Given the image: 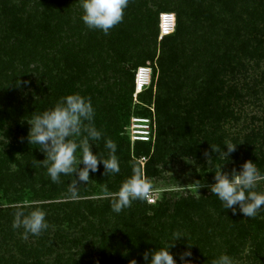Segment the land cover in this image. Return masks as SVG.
Returning <instances> with one entry per match:
<instances>
[{
	"label": "trees",
	"instance_id": "1",
	"mask_svg": "<svg viewBox=\"0 0 264 264\" xmlns=\"http://www.w3.org/2000/svg\"><path fill=\"white\" fill-rule=\"evenodd\" d=\"M68 1L0 0V16L6 18L12 31L17 32L27 23H31L33 13L38 10L43 17L36 28L34 27L35 35L40 33L43 36H55V30L65 34L68 41L77 37L82 42L83 22L80 19V22L73 24ZM150 1L152 0H130L124 16L126 19L128 17L129 24L124 22V33L116 30L120 28L119 26L108 35L102 32V49H97L93 58L102 62V93L105 92L110 98L103 102L105 107L102 108V113L96 107L95 126L106 138L116 142L118 158L131 160L132 154L125 153L126 149L120 138L123 128L121 124L125 117L129 119L130 116L152 118L151 111L154 109L158 122V142L156 141L154 156L146 164L145 177L148 179L154 176L161 177L160 173L153 172L155 165L153 162L158 159L159 162L162 160L164 162L165 158L173 157L175 153L180 157L194 160L211 158L216 166H221L227 162L222 161L223 157L214 153L211 146H220L226 151L224 145L228 142L237 146L236 151L229 157V159L232 157L234 162L230 167L223 165V171L230 173L233 168L239 170L243 163L251 160L264 174V120L263 126L253 128L244 138L226 130L232 124L239 126L243 120L238 106L240 104L244 107L246 104L243 92L248 86L247 78L250 72L246 62L264 60L263 17L257 18L255 8V4L258 3V11L264 15V0H170L166 5L169 7L164 6L155 14L157 18L149 15L142 20L140 14ZM30 3L39 4L28 10L26 7ZM239 7H242V11L249 10L247 16L251 32L247 34L242 33L244 29L238 22L231 24V17L236 14ZM168 9L176 13V31L162 39L158 63L152 66V85L135 101L136 72L140 67L146 66L147 61L153 62L156 58V49L152 51L149 46L140 50L136 43L157 42L160 36L158 17ZM62 18H66L67 21L62 22ZM141 22L145 27L144 31L139 26ZM197 36L201 40H195ZM186 37H190V40L187 41ZM12 49L10 54H22L19 57L22 59L20 63L32 58L31 52L26 50L27 47ZM82 54L83 56L79 53L71 57L67 61V68H76L89 79L93 76V71L85 62L87 53ZM75 73L76 75L71 73L68 76L67 81L70 83L62 89V96L75 94L74 81L77 79V72ZM155 79L157 93L153 92L152 88ZM80 92L78 88L77 93ZM53 104L54 102L46 104L44 110L53 108ZM145 105L153 107L148 108ZM28 144L14 149V153H19L21 159L16 162V171L10 172V169H7L8 176L21 187L31 186L33 196L40 200L48 201L57 195L68 194L70 177L62 176V183H52L46 169L38 163L45 159L44 153L37 148L38 145ZM98 145L99 150H95L94 154L99 152L107 158L108 150L104 147V141L101 140ZM150 145L138 142L133 156L137 159L141 157L146 159L150 153ZM205 153L209 156H205ZM102 170L105 172L103 165ZM132 170L133 168L129 167L120 174H102V184H107L109 190L117 192L122 183L134 174ZM211 176L214 177L215 172ZM80 187L79 194L83 192L81 184ZM255 191L264 193V181L258 184ZM22 192L24 191H19ZM162 207L163 213L180 221L181 228L185 230L183 232L191 241L192 247L201 253L202 257L211 254L206 250L211 245L209 235L211 232L215 247L225 246L230 257L236 255L234 249H229L230 246L237 243L238 250H241L248 242L253 249L250 253L255 257L262 255L264 259V221L258 217L247 218V221L245 218L239 219L231 210H225L220 200L213 196L209 189L198 199L183 197L175 201L167 200L162 203ZM212 210L218 215L217 218L213 216L215 219L212 217ZM262 212L264 214V210ZM110 213L114 214L108 200V204L102 207L103 242L109 241L116 233L114 226L112 229L103 227L112 223L107 216L105 217V214ZM123 214H128V211ZM141 214L143 213L140 211L129 214V224L133 223L136 217L138 219L143 217ZM119 219L118 215L114 216L117 224L120 223ZM156 222H159L157 218L149 219L146 226L151 230L156 229L153 226ZM2 234L0 231L1 241L9 240L11 234L6 233L8 238L1 237ZM220 255L222 253L214 255L213 260ZM24 257L27 259V256ZM22 263L25 262L21 261Z\"/></svg>",
	"mask_w": 264,
	"mask_h": 264
},
{
	"label": "rangeland",
	"instance_id": "2",
	"mask_svg": "<svg viewBox=\"0 0 264 264\" xmlns=\"http://www.w3.org/2000/svg\"><path fill=\"white\" fill-rule=\"evenodd\" d=\"M169 2L170 0H152L148 2L147 7L140 14V19L144 20L145 16L148 17L149 15L155 18V14L161 11L162 7ZM37 4L39 3H30L26 8L31 10ZM257 4H255L257 18L263 17L264 23V15L258 11ZM68 6L73 24L77 21L80 22V19L83 22L81 0H69ZM169 9L164 11L163 14L170 13L176 16V13ZM260 10L262 11V9ZM35 11L31 23H27L17 32L11 30L5 17L0 16V231L3 232L1 237L4 236V238H8L6 233L11 234L9 240L1 241L0 238V264H21V261L25 262L22 264H130L133 259L137 261V264H145L143 254L146 251L152 252L166 246V241L171 238L173 232L180 231V233L186 235L179 220L176 221L173 217L163 213L162 203L167 200H179L183 197L198 199L204 191L210 190L211 185L215 183L211 174L216 173L220 166H216L212 161L208 163L209 158L194 160L180 157L176 153V156L165 158L164 162L163 160L159 162V159L153 162V165L155 164L153 172L161 174V177L154 176L150 178L156 189L153 195L155 202L149 203L137 200L132 203L130 208L119 214L115 212L114 214H105V217L107 216L112 223L103 225V227L112 229L114 226L116 233L109 241L104 242V238H102V207L108 204L110 199L105 198L102 192L104 185L102 184V174H104L102 165L99 171L90 173L91 181L88 184L81 183L83 192L79 194L80 199L78 200L68 199L67 193L57 195L48 201L40 200L33 196V192L30 190L31 186L21 187L18 182L11 179L8 176L7 169H10V172L16 171V162L21 159V155L19 153L15 154L14 149L22 148L25 143H29L27 137L30 125L27 120H30L34 114L44 112L46 104L54 102L53 105L55 106L64 97L62 96V89H65L70 83L67 78L71 73L76 75L75 72H77V79L74 81L75 93L79 88L81 91L79 94L90 97L93 107L95 109L98 107L101 113L102 108L105 107L103 102L110 98L105 92L102 93V62H98V59L93 58L94 54L96 55V50L102 49V32L90 30L82 23L85 28L84 30L81 26L84 35L82 42L77 37H74L72 41H68L65 34H61L54 29L55 36H43L40 33L35 35L34 27L36 28L43 17L40 11ZM248 13V9L242 11V7H239L236 14L231 17V24H237L238 22V25L244 29L242 30L243 34L251 32L248 26ZM61 20L62 22L67 21L66 18ZM158 20L160 23V16ZM124 22L129 24L128 17L127 19L124 17L123 22L117 25L120 27L119 29H116L115 26L110 32L116 29L124 33ZM139 26L144 31L145 27L142 22ZM76 32L78 33L77 30ZM186 38H188L187 41L190 40V37ZM195 40L201 39L197 36ZM136 45L140 50L147 49L149 46L152 51L156 49L154 61H147L144 67H152L155 63H158L162 46L160 37H158L156 43L138 41ZM13 47H18V49L27 47L26 50L31 52L32 58L23 60L20 63L22 59L19 57L22 54H10ZM133 48L135 49L134 46ZM9 50L10 52H8ZM79 53L82 56V53H87L85 62L90 67L89 69L93 71V76L89 79L83 76V73L78 69L67 68V61L71 57L79 55ZM257 58L255 57V59ZM246 63L250 69L247 78L248 86L243 92L246 97L244 99L246 104L244 107H241L240 104L238 106L241 109L243 120L239 123V126L232 124L226 128L229 133L235 136L239 135L242 138L251 132L253 128L263 126L262 121L264 120V60L257 59ZM78 78L81 80H78ZM152 88L153 92H158L156 79ZM115 92L117 93V90ZM105 95L106 98H104ZM149 107H153V105ZM151 116L155 123L156 141L158 142L156 113L151 111ZM131 117L133 116H130L129 119L125 117L124 122L121 124L123 128L120 138L124 143L125 153L130 152L132 157L131 160L118 158L120 160L119 174L132 167V171L139 170L145 176L146 164L149 163L148 161L155 153L156 141L150 143V153L149 158H146L147 161H143L144 157L135 158L133 153L138 142H134L132 137ZM98 148L99 145L93 144V153L95 150L98 151ZM187 159L193 163H189L190 161ZM222 161L227 162L223 163L226 167H230L234 162L232 157L228 161L223 157ZM164 163L167 165H164ZM80 167H83V165ZM196 181H200L202 184V187L198 190L200 196L197 195L195 188L191 186ZM19 191L24 192L19 193ZM16 205L23 206L26 214L34 210L35 207L42 208L47 214L46 220L50 225L49 229L38 237L30 235L27 240L22 239L23 229H13L12 227L14 213L17 211ZM125 211H128V214L124 215L123 212ZM137 211L142 212L143 217L139 219L136 217L135 221L129 224V214ZM116 215L120 218L119 224L114 220ZM237 215L238 218H245L247 221V217L239 211H237ZM213 216L217 218L218 215L212 210ZM257 217L259 220L264 221L262 211ZM155 218L159 222L153 224L156 229L151 230L146 226V222ZM209 235L211 245L206 250L210 251L211 254L202 257L201 253L191 246L192 264H212L214 255L219 253H227L228 255L226 247H215L213 234L209 232ZM188 243L191 245L189 238L188 241L186 238H181L178 246L171 249L174 258L177 259V264H180L179 254L189 250ZM229 249H234L236 254L232 257L234 264H264L262 255L255 257L254 254L250 253L253 249L248 242L241 250H238L237 243L230 246ZM125 252L128 254L124 255ZM24 256H27V259Z\"/></svg>",
	"mask_w": 264,
	"mask_h": 264
},
{
	"label": "clouds",
	"instance_id": "3",
	"mask_svg": "<svg viewBox=\"0 0 264 264\" xmlns=\"http://www.w3.org/2000/svg\"><path fill=\"white\" fill-rule=\"evenodd\" d=\"M129 3L130 0H81L83 23L90 30L108 35L111 29L123 22ZM95 116L91 98L75 93L62 97L53 108L34 114L27 120L30 125L28 142L30 145H38L37 148L44 153L45 159L38 163L46 169L51 182L60 184L62 176L70 177L67 197L70 200L80 199V184H88L91 181L90 173H96L100 165L105 169L104 175L120 172V161L116 155L117 144L97 129ZM101 140L108 150L107 158L92 151L93 144L97 146ZM224 146L226 151L220 146L211 148L214 153L228 161L230 155L236 151L237 144L228 142ZM205 156L209 154L205 153ZM211 160L209 158L208 163ZM81 165L83 167H80ZM223 165L215 173V183L211 185L210 192L220 200L224 209L231 210L233 215L239 211L247 218L257 217L264 210V193L255 189L264 181V174L251 160L243 163L239 170L233 168L230 173L223 171ZM191 186L200 196L198 190L202 187L201 182L196 181ZM155 190L153 182L139 170L134 171V174L122 183L118 192L109 191L107 184L102 188L104 197L110 199L112 211L117 214L130 208L137 200L154 203ZM15 207L17 211L14 213L12 227L23 229L22 239L27 240L30 235L38 237L49 229L47 214L42 208L35 207L26 214L23 206ZM181 238L188 241L186 235L179 231L173 232L171 238L166 241V246L152 252L146 251L143 254L145 264H177L171 249L178 246ZM191 246L188 243L189 250L179 254L180 264H192ZM127 254L125 252L124 255ZM130 264H137V261L133 259ZM212 264H234V261L229 255L222 254L213 260Z\"/></svg>",
	"mask_w": 264,
	"mask_h": 264
},
{
	"label": "built area",
	"instance_id": "4",
	"mask_svg": "<svg viewBox=\"0 0 264 264\" xmlns=\"http://www.w3.org/2000/svg\"><path fill=\"white\" fill-rule=\"evenodd\" d=\"M176 31V16L164 13L160 16V39L174 34ZM153 68L140 67L135 75L134 99L137 101L139 95L148 90L152 85ZM153 113L154 109H152ZM131 133L134 142L155 143L156 127L152 118L133 117L131 119ZM147 161V159H143Z\"/></svg>",
	"mask_w": 264,
	"mask_h": 264
}]
</instances>
